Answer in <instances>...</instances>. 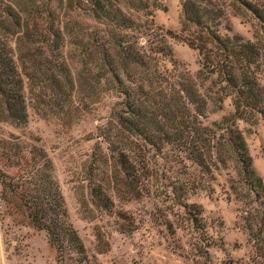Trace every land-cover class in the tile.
I'll return each mask as SVG.
<instances>
[{
	"label": "trees",
	"instance_id": "trees-1",
	"mask_svg": "<svg viewBox=\"0 0 264 264\" xmlns=\"http://www.w3.org/2000/svg\"><path fill=\"white\" fill-rule=\"evenodd\" d=\"M225 4L249 12L264 33V6L257 0H183L179 30L165 33L197 51L199 68L191 73L160 63L159 55L169 50L164 35L154 32L152 16L166 10L163 0H0V122L23 124L29 95L42 113L70 121L94 101L101 83L116 100L97 129L106 149L96 141L93 160L102 177L89 188L96 206L110 205L109 188L120 197L140 196L132 176L146 172L148 148L164 145L208 176L232 170L229 188L246 203L264 197V183L235 127L236 119L264 121V38L221 34ZM77 89L80 103L74 99ZM227 97L231 119L204 124L209 105L220 109ZM253 211L250 232L258 212L264 220L262 209ZM4 215L44 231L60 264H91L67 219L50 157L0 129Z\"/></svg>",
	"mask_w": 264,
	"mask_h": 264
},
{
	"label": "rangeland",
	"instance_id": "rangeland-1",
	"mask_svg": "<svg viewBox=\"0 0 264 264\" xmlns=\"http://www.w3.org/2000/svg\"><path fill=\"white\" fill-rule=\"evenodd\" d=\"M182 1L163 0L166 10L153 12V28L164 35L169 50L159 55L161 65L194 73L199 68L197 51L165 33L179 30ZM257 2L264 6V0ZM224 7L218 26L221 34L238 33L254 41L256 33L264 38L263 27L249 12L240 14L228 4ZM147 38L141 40L145 45ZM72 62L77 65L75 60ZM95 89L94 101L70 121L42 113L35 106L34 96L29 95L23 124L0 122L4 133H13L42 148L52 160L67 219L80 236L90 263L264 264V220L260 212L253 221V232L247 229L250 216L255 214L253 208L264 211V197L252 196V202L246 203L244 197H238L229 188L232 170L220 168L208 176L170 145L147 149L146 172L132 176L139 181L140 196L120 197L109 188L110 205L106 209L96 206L89 193L91 184L102 177L100 165L93 160L96 141L106 149V143L97 137V129L116 99L101 83ZM81 96L77 89L74 99L78 103ZM232 111L227 97L220 109L209 105L203 122L230 120ZM235 127L264 183V121L236 119ZM0 264L60 262L44 231L16 224L4 215L0 216Z\"/></svg>",
	"mask_w": 264,
	"mask_h": 264
}]
</instances>
